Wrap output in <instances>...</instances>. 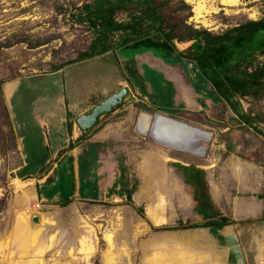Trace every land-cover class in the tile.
Returning a JSON list of instances; mask_svg holds the SVG:
<instances>
[{
  "label": "rangeland",
  "instance_id": "1",
  "mask_svg": "<svg viewBox=\"0 0 264 264\" xmlns=\"http://www.w3.org/2000/svg\"><path fill=\"white\" fill-rule=\"evenodd\" d=\"M92 1L0 0V264H264V200L258 197L264 192V139L236 122L235 113L219 101L215 90L204 95L211 105L204 116L150 109L138 96L134 104L129 98L99 129V135L106 136L104 142L73 141L81 150L79 162L72 164L63 154L54 156V137L58 135L65 144L60 119L67 118L61 111L68 110L73 116L109 96L117 90L121 64L126 77L131 76L128 62L122 63L121 57L146 53L144 48L125 49L121 57L113 53L69 66L57 76H39L51 72L52 65L72 61L88 50L94 33L87 23L75 22L72 16ZM183 1L191 8L188 24L216 35L264 20V0H239L234 6L204 0V23L195 18L196 6L203 0ZM254 39L248 46L232 47L230 52L236 56L226 68L237 57L263 46L264 37ZM165 57L166 64L186 69L185 61L178 62L175 53L165 52ZM258 61H264V52L257 51L251 65ZM227 70L215 73L216 77L231 85L251 117L264 119V96L251 95L247 79ZM246 72L252 74L254 68ZM189 79L197 85L193 76ZM14 82L19 86L6 95L8 84ZM206 82V89L212 90V83ZM12 88L8 86L9 93ZM126 88L132 91L130 85ZM199 95L203 97L202 92ZM47 106L54 120L51 127L41 129L37 116L43 117ZM143 114L153 120L166 116L203 130L211 138L198 143L196 152L162 146L151 132L139 131ZM46 141L53 147L47 148ZM232 160L243 166L242 177L229 169ZM25 162L27 167L20 172ZM191 166L206 172L213 210L218 208L231 225L221 230L194 228L206 220L197 212L195 189L186 182ZM50 177L52 182L38 190L48 200L44 201L34 187ZM88 180L94 185L96 201L84 192ZM78 184L82 192L79 189L75 197ZM53 198L72 202L60 207L50 201ZM162 200L166 222L156 226L147 211L159 208ZM252 204L260 205L259 212H248ZM41 214L50 215L54 223L40 226Z\"/></svg>",
  "mask_w": 264,
  "mask_h": 264
},
{
  "label": "trees",
  "instance_id": "2",
  "mask_svg": "<svg viewBox=\"0 0 264 264\" xmlns=\"http://www.w3.org/2000/svg\"><path fill=\"white\" fill-rule=\"evenodd\" d=\"M181 11L187 14L182 16ZM191 17V8L183 0H93L78 9L72 20L87 23L94 33V39L87 51L81 52L76 59L60 65V68L150 39L154 45L164 47L167 54L175 53L178 62L180 59L187 60L188 64L185 66L188 74L193 76L195 72L203 84H207L206 81L212 83L211 74L228 69L227 71L247 79L246 83L250 87L248 92H251V95L258 93L259 96H264V61L251 65L257 51L264 52V44L250 55L237 57V61L226 68L236 56L234 52H230L232 47L248 46L257 36L264 37V20L250 21L226 34L216 35L208 30L192 28L187 22ZM188 51L191 53L187 54ZM250 67L254 68L252 74L246 72ZM254 121L258 124L264 123V119L254 118ZM236 122L241 123L240 120ZM257 123H254L253 129L264 136V128L257 126ZM247 126L251 127L249 124ZM72 149L74 146L70 147V150ZM245 158L250 159L248 156ZM187 170L189 173L186 182L195 189L194 198L198 214L203 215L205 219L212 218L213 203L207 191L206 172L194 166ZM50 180L51 178L47 181ZM258 197L264 200V192ZM203 198L208 200L207 204L202 203ZM70 203L71 200H67L56 205L66 207ZM231 224L232 221L223 218L219 222L206 223L194 228L212 226L221 230Z\"/></svg>",
  "mask_w": 264,
  "mask_h": 264
},
{
  "label": "crops",
  "instance_id": "3",
  "mask_svg": "<svg viewBox=\"0 0 264 264\" xmlns=\"http://www.w3.org/2000/svg\"><path fill=\"white\" fill-rule=\"evenodd\" d=\"M139 48H144L146 53L142 56L135 53L132 58H127L126 56L125 57L119 56V53L125 49L137 50ZM113 53H117L116 55L121 57L120 60L122 61V63H124V61L128 62L127 63V64H129L127 66L128 73H131V76L133 77V79L131 78V76H130V78L126 77V74L124 73L123 66H122L123 64H121V67H122L121 73L122 74H121V78L118 80L116 91L112 92L109 96L100 99L98 102H96V101L91 102L87 108H85L82 111L74 114L73 116L72 115L70 116V113L68 112V110L64 111V109H63V111H61V112L63 114L64 113L66 114L67 119H64L63 117H61L60 121L62 122V126L64 128L63 130L65 132L64 133L65 144H63L61 142V137H59L58 135L54 137V139H55V141L53 143L55 145L54 147L50 142L48 143V141H46L47 148H49V147L56 148L54 150V156L63 154V155H66L67 157H70V159L72 160V164L74 162L76 164L77 159L79 162V154H80L81 150L78 147L79 145H76V142H73V141H77L80 138V139H84L85 141L90 139L91 143L104 142L106 136L103 135L102 132L99 135L100 130H101L100 128L102 127L104 122L111 115L115 114L118 110L123 108L124 105H126L125 103L128 102L129 98H131V100H132V102L130 104H134L135 100H133V99L135 98V96H138L141 99L140 102H142L146 107H148L150 109L156 108L160 111L172 109L176 113L181 112V110L187 111V112L189 111L190 113H193V114L201 112V113H203L202 116H204V114L207 113V110L211 108V105H210V102L208 101V98L204 95L206 94V91H208L210 94L211 93L214 94V90H215V92H218L219 96H221L218 98L219 101L223 100L233 110V112L235 113V117L237 118V120H240L242 125L247 126V124H249L251 127H249V126H247V127H249L250 129H253L254 123H257L256 121H254L253 117L249 116V114L244 109L243 105L238 100V96L230 89L231 85H228L227 83L221 81L220 78L216 77L215 74H211L212 84H209V85H211L212 90H210L208 88L206 89V85H208V84H203L201 81H199L197 78L198 76L196 75L195 72L193 73V78L195 79V83H197V85L195 86V84H191L190 79H189L190 75H188L186 69L181 67L180 65L175 66L172 64H166L167 57H165V48L160 47L158 45L157 46L154 45L150 39H147L144 41L143 40L138 41V42L134 43L132 46H128V47L126 46V47L119 48L116 51L107 53L103 56L110 57L111 55H114ZM139 57L141 58V60L138 61ZM95 58H97V57H95ZM92 59H94V58H92ZM92 59L84 60L81 62L89 61ZM180 60L185 61V64L187 62V60H183V59H180ZM137 61L140 63L137 64ZM81 62H78V63H81ZM135 62L137 64V67H135V64H134ZM188 62H190V61H188ZM78 63L69 64V65L64 66L63 68H60V65H62V64H60L58 66L52 65V71L51 72L43 74V75L41 74L39 76H44V77L57 76L59 74L65 73L66 69L69 66H72V65H75ZM132 64H133V66H132ZM182 64L184 66V63H182ZM114 66L119 68V64L114 65ZM133 67H135L136 69ZM144 68H145V70H144ZM127 79H128V81H126ZM9 85L11 87H13L12 91L10 93L8 92V86ZM126 85H130L132 87V91L130 88L129 89L126 88ZM8 86L5 90V92H6V95L10 96L11 93L13 92V90L15 89V87L17 88V86H19V83L14 82V83L8 84ZM202 87H204L205 90L202 91ZM123 89L128 90V94L124 98L123 103L121 105H118L117 107H115L113 112L103 113L99 117V122H98L97 126H95L92 129H89L87 131H84L78 125V119L80 117L85 116V115H91L94 108H96L97 106H99L100 104H102L107 99L114 96L115 94H118ZM200 92L203 93V97L201 95H199ZM142 97H143V99H142ZM62 102H63V100L61 99L60 103L62 104ZM63 106L68 107L67 102H63ZM142 116H148V115L143 114ZM159 116H163V115H159ZM141 118H140V121H141ZM52 120H54V118L52 115V111L49 109L48 106L46 107V109L44 111L43 117L41 115L37 116V123L41 129L51 127V125L53 123ZM153 121L154 120L152 118V122ZM139 126H140V122H139ZM257 126L264 128L263 125H261V123L260 124L257 123ZM262 137L264 139V136H262ZM71 146H74V149L70 150ZM23 149L25 151L24 146H23ZM87 149H88V147H87ZM92 149H91V151H93ZM68 152H70V153L68 154ZM77 154H78V156H77ZM90 154L93 155V152ZM100 157H101V159H104L102 156H100ZM91 160H92V158H91ZM55 164H56L55 167H57V162H55ZM26 167H27V162H25V165L22 166L19 169V171L24 172ZM76 168H77V166L74 165V170L77 172ZM229 169L230 170L232 169L231 171L233 173H235L236 176H238V177H242V175L244 173L243 172L244 171L243 166L241 168L240 163L238 161L235 162V160H232L229 163ZM39 172H44V171L41 170ZM98 175H101V172ZM33 177L34 176L28 177V178L33 179ZM50 178H51V180L49 182L48 181L47 182L39 181V184H36V186L34 187L35 193L38 194V196H40L42 198V200H44V201H48V200L46 198H43L42 195L39 193L40 187L45 185V184L51 183L53 178L52 177H50ZM101 183H102V179H99V185H101ZM209 185L210 184L207 182V187H208L207 191L210 194ZM80 186L81 185L78 184L77 189H76L77 191L75 193L76 194L75 197L77 196L79 189H80V192H82V189H81L82 186H81V188H80ZM93 187H94V185L92 184V181L88 180L86 182L84 192H86L87 194L91 193L89 199L92 201H96V199H94V197L92 196ZM38 190H39V192H38ZM99 190L100 189H98V191ZM96 192H97V190H96ZM105 193L106 192H104V194ZM69 200H71V202H72V199H69ZM211 200H212V203L215 204L213 198ZM50 201L55 202V204L58 202H63V201H60L56 198H53L52 200L50 199ZM202 203L207 204L208 200L203 198ZM211 206L213 207V204ZM247 209H248V212L250 214H255V213L259 212L260 205L259 204H252L249 207H247ZM212 214H213L212 218L205 219L206 223L219 222L223 218L229 219L228 217L221 214L220 210L218 208L216 210L212 209Z\"/></svg>",
  "mask_w": 264,
  "mask_h": 264
},
{
  "label": "bare ground",
  "instance_id": "4",
  "mask_svg": "<svg viewBox=\"0 0 264 264\" xmlns=\"http://www.w3.org/2000/svg\"><path fill=\"white\" fill-rule=\"evenodd\" d=\"M238 1L239 0H222V3L225 6L227 5L234 6L238 4ZM203 9H204V0L198 3L196 6L197 13L195 18L198 22L201 23H204ZM149 116L150 115L148 116L141 115L142 118L140 117L141 121H139L140 126L138 125L139 130L143 133H147L150 131L152 134L154 132L156 137L163 139L168 144L181 145V147L196 152L198 151L197 147H199L198 143L204 141L205 139L211 138V134L203 130L193 128L185 123L178 122L176 120L169 119L166 116H158L153 122H152V117ZM164 203L165 201L162 200L159 208L150 207L147 211L148 218L156 226L162 225L166 222L165 218L162 216L161 213L162 211L161 206L163 207ZM41 218H42L41 219L42 222L40 226L54 223L53 218L50 215L41 214ZM109 239L111 240V236H109ZM152 264H154V262Z\"/></svg>",
  "mask_w": 264,
  "mask_h": 264
},
{
  "label": "water",
  "instance_id": "5",
  "mask_svg": "<svg viewBox=\"0 0 264 264\" xmlns=\"http://www.w3.org/2000/svg\"><path fill=\"white\" fill-rule=\"evenodd\" d=\"M127 94H128V90L123 89L118 94H115L114 96L110 97L105 102H103L102 104H100L99 106L94 108L91 115H85V116L80 117L78 119V125L84 131H87L89 129L94 128L95 126H97V124L99 122V117L103 113L113 112L115 107H117L118 105H121L123 103L124 98L127 96ZM152 135H153L154 140L162 146H166V147L174 148V149H181V145L168 144L163 139L156 137L154 132L152 133ZM187 145H189V144H187Z\"/></svg>",
  "mask_w": 264,
  "mask_h": 264
}]
</instances>
